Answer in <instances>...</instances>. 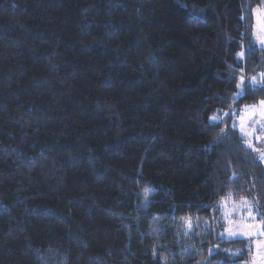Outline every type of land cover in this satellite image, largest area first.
I'll list each match as a JSON object with an SVG mask.
<instances>
[{"label": "trees", "instance_id": "obj_1", "mask_svg": "<svg viewBox=\"0 0 264 264\" xmlns=\"http://www.w3.org/2000/svg\"><path fill=\"white\" fill-rule=\"evenodd\" d=\"M254 8L0 0V264L247 263L222 206L264 222L233 124L264 99Z\"/></svg>", "mask_w": 264, "mask_h": 264}, {"label": "rangeland", "instance_id": "obj_2", "mask_svg": "<svg viewBox=\"0 0 264 264\" xmlns=\"http://www.w3.org/2000/svg\"><path fill=\"white\" fill-rule=\"evenodd\" d=\"M253 40L263 52L264 62V13L258 8L252 10ZM264 86V66L260 74ZM261 101H264L261 100ZM261 101L244 106L234 120V127L245 145L256 154L264 165V105ZM224 209L223 237L243 239L250 242L251 254L245 264H264V222L257 221V213L244 201L229 202ZM232 216L231 219H228Z\"/></svg>", "mask_w": 264, "mask_h": 264}, {"label": "snow or ice", "instance_id": "obj_3", "mask_svg": "<svg viewBox=\"0 0 264 264\" xmlns=\"http://www.w3.org/2000/svg\"><path fill=\"white\" fill-rule=\"evenodd\" d=\"M238 55H241V54H238ZM253 79H255V78H253ZM261 105H264V101H261ZM144 195H145V198L147 199V196H148V190L147 189H145Z\"/></svg>", "mask_w": 264, "mask_h": 264}]
</instances>
